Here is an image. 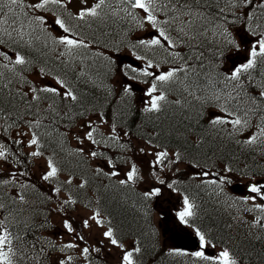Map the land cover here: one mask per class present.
Listing matches in <instances>:
<instances>
[{
  "label": "snow or ice",
  "instance_id": "6c2138e0",
  "mask_svg": "<svg viewBox=\"0 0 264 264\" xmlns=\"http://www.w3.org/2000/svg\"><path fill=\"white\" fill-rule=\"evenodd\" d=\"M70 2L71 0H36L35 3L27 5L31 10H42L45 13H50L52 17L51 23H49L46 15H35L29 20V25L37 23L44 26L45 29L55 26L62 30L63 34L58 37H51L49 32L52 42L63 46V50L59 51L55 57L57 60H61L62 57H74L76 50L90 47L84 37L75 38L76 33L73 32L68 22L98 18L108 4V0H98L90 7H82L75 15L61 12L60 10L66 9ZM87 2L88 0H82L84 5H87ZM222 2L223 7L220 6ZM121 3L125 5L122 11L131 17L136 27L145 31L151 29L148 37L130 41L135 61L143 62V66L133 63L117 64L115 55H107L100 51L93 52L92 55L106 62L107 72L116 73L118 70L126 81L134 82L139 77L151 78L143 81L149 85L145 93L149 99L141 112H161L163 104L168 102L166 93L171 90L169 86L178 83L183 86V92L201 106L203 111L199 113V116H203L205 111L208 113L205 123L209 129H214L217 135L226 133L227 137L240 145L241 148H247L253 152L259 148L260 154L264 158V108H262L264 105V0H121ZM23 7V0H0V17H3L0 19V34L12 39L13 42H16L13 32L19 36L20 40H23L26 34L21 30L24 28L23 22L20 24V29L13 27L17 23V13L14 9ZM5 8H7V12L4 11ZM23 15L27 17L29 14L24 12ZM113 15L116 13L113 12ZM233 28L241 29L243 34L238 38L237 34L232 31ZM209 32H211V36H209ZM246 36L251 39L245 40ZM242 42L248 44L245 49L247 57L244 62L234 65L227 71L221 70L215 74L206 71L205 61L208 58L205 56L204 49L208 45L212 46L213 62L222 63L225 50L236 49L239 51ZM3 43L4 40L0 39V44ZM26 43L30 44L31 41H26ZM157 48L164 49L167 53L166 62L171 66L166 70L161 69L159 62H154L153 50ZM185 48L187 53L183 51ZM136 50H141L143 54H138ZM0 57L9 61L8 64H3V68L13 72L18 82H23L20 88L14 90L9 87L13 80L9 78L7 82H4V73L0 72V121H12L7 124V127L0 123V130L7 132L9 129H15L14 138L10 140V143L16 146H24V138H27L26 146L32 149L27 153V156L44 159L45 166L40 179L50 185H55L51 189L54 195L60 194L62 189L67 190L66 198L58 201L55 211L65 214L66 218L62 220V228L72 238L67 242H61L63 241L62 235L53 240L51 237L35 234L38 228L46 229L49 222L45 218L36 224L33 216L24 217L25 212L35 211L25 192L29 185L19 184L17 189L16 178L24 173L10 170L7 172L6 178L0 176V187L13 186V191L7 194V199H5L6 194L0 193V264H29L30 261L32 264H41V261L45 259L49 264H74L76 257L67 255L68 250H77L79 256L88 261V264H92L89 260L91 253H100L101 247L88 245L84 235L77 231L72 220L67 218L68 207L78 205V200L66 186L81 190L87 187L89 181L84 177H75L72 172H68L61 180L60 177L65 168L55 159L56 149L53 148L52 154L46 156L43 144L45 142L51 144L47 137L52 136L53 132L57 133L61 141H66L68 132L71 130L69 124H65V130L61 132L56 126L57 122L65 120L75 122L78 132L74 139L80 146L68 151L67 155H87L93 159L103 157L107 167L111 170L105 171L104 167L97 166L94 169V174L111 178L118 177L120 172L115 170L116 165L113 159L106 152L100 151L98 146L101 144L106 148L118 146L125 151H131V139L124 143L121 142L123 137H129V132L122 131L121 135L115 118L106 119L105 113L99 111L96 105L85 106L83 97L86 93H83L76 84L60 75L52 76L50 69L46 70L41 67L38 73L40 78L52 76L54 84L33 85L20 71H16L17 66H20L24 71L27 70L24 66L31 62L25 56L17 52L13 60L6 52L0 51ZM64 62L61 60V63ZM81 63H84L83 59ZM9 64L12 65L11 68H9ZM89 67L86 64L81 67L75 75L76 82L90 84L95 88H106L103 82L99 85L96 84L89 72ZM257 76L260 78L259 82L254 83ZM85 77L87 79H84ZM25 84L28 85L27 90H23ZM249 86H251V91L248 90ZM133 91L132 83H122L119 98L124 99L132 95ZM245 93H247L246 96ZM107 94H113L110 88L107 89ZM42 103H46V107L43 109H41ZM174 103L180 105L181 100L176 99ZM188 103L192 107L196 106L191 101ZM245 103L249 106L244 107ZM21 107L25 109L24 115L20 114ZM41 112L48 115L42 116ZM90 112L95 116V119L89 116ZM27 116H31L32 119H28ZM255 116H258L259 122L253 124L252 118ZM19 122H22L23 127ZM25 128L27 131L24 130ZM244 132L247 134L244 135ZM238 134L243 138L237 139ZM85 142L92 146L87 153L83 147ZM146 142L152 149L147 154L154 157L149 162L153 169L151 175L159 185H166L168 189L177 191L174 187L177 181L168 182L162 179L158 175V171L162 172L165 168H169L175 174L179 169L172 168V166L183 162V154L179 150L170 152L160 144H153L152 138L147 139ZM203 143L204 137L197 136L192 142V147L199 149ZM60 149L65 151L63 143H61ZM139 152L145 153V149L140 148ZM12 155L15 153L10 151L9 145L0 142V162L8 163ZM17 161L18 163L24 162L19 156H17ZM124 163H128L129 168L125 173V178L118 181L120 185L127 186L143 179L136 163L130 162V160H125ZM189 163L194 168L201 167L199 162L192 163L190 160ZM233 172L234 169L231 166L225 165L221 170L215 172L201 169L194 176L212 177V179L203 180L202 183L215 185L219 189L217 195H220L224 186L231 183L230 174ZM239 172L246 174L243 169H240ZM251 179L255 182H251L247 186L249 195L238 199L251 205L246 209L248 212L259 213L252 217V226L264 229V181H256L254 175ZM30 186L33 189L36 187L34 184ZM161 192V187L153 186L144 191L142 195L148 199L159 196ZM47 199L51 200L52 196H48ZM183 206V211L178 212L177 215L181 222L187 223L188 218L194 215V205L187 196H184ZM93 222L100 228L105 226V221L98 210H93L88 219L82 221V227L89 229ZM21 225L22 227H20ZM195 234L199 238L200 250L191 253L192 256L207 262V264H243V260H238L228 247H223L218 253L207 254L206 250L209 247L214 248L215 245L206 238L200 228L195 229ZM102 236L109 241L111 246L121 249V264H135L134 254H139L142 251L138 246V241H133L132 247L125 249L124 244L116 237L111 226L102 232ZM98 244L102 246L103 240L98 241ZM170 254L185 255L186 253L173 250Z\"/></svg>",
  "mask_w": 264,
  "mask_h": 264
},
{
  "label": "trees",
  "instance_id": "16d2710c",
  "mask_svg": "<svg viewBox=\"0 0 264 264\" xmlns=\"http://www.w3.org/2000/svg\"><path fill=\"white\" fill-rule=\"evenodd\" d=\"M221 5L223 7V2ZM24 12H27L25 8L17 14L16 23L20 28V24L23 22L24 28L21 30L26 33L24 39L20 40L19 36L16 35L14 36L16 42H13L12 39L0 34V39L4 40V43L0 44V51L6 52L13 60L15 59V54L18 52L31 62L24 66L27 69L26 71L21 69L20 66H17L16 71H20L33 85L43 84V80L38 75L41 67H44L46 70L50 69L52 76L60 75L62 78L76 84L83 93H86L83 97L85 106L91 107L92 105H96L99 111L105 113L106 119L112 120L115 118L118 131H121V135L122 131L129 132V137H123L125 142L129 139H131V143L133 142L132 140L139 142L143 140L141 143L144 142L147 144V139L152 138L153 144H160L168 150L170 149V152L179 150L183 154V159L186 158L185 160L188 163L190 160L192 163L199 162L201 165L200 168L206 171L208 169L218 171L225 165H228L234 169L232 173L234 175L249 178L254 175L255 179L264 181V158L260 154V149L257 148L253 152L247 148H241L240 145L230 140L226 133L215 136L213 134L214 131L209 129L205 123L208 116L207 112L205 111L203 116H199V113L203 111L201 106L196 104L195 101H192L191 97L183 92L182 85L177 83L169 86L171 90L166 93L168 102L163 104V110L161 112L142 113L141 109L145 106L136 100L134 93L124 99L119 98L122 83L114 84L115 75L119 76V71L117 70L116 73L107 72V68L105 67L106 62L102 59L92 56L95 59L92 61L89 72L92 74V78L95 79L97 85L103 82L106 88H95L90 84L77 83L75 75L83 67L79 57V50H76L74 57H62L61 60H64V63H61V60L55 59L59 51H61V49H58V45L52 42L51 37L55 36L51 33L50 37L49 33H44L42 30L37 29L35 26L36 23L29 25V20L35 15L25 17L23 15ZM105 14L106 12H103L102 16L88 18L85 21L71 20L69 21V25L72 27L73 32H80L81 30L87 31L89 37H84L81 34L80 36L91 42L94 52L100 51L111 55L110 53L120 52L125 48L132 50L130 47V41H132L131 36L138 27H134L129 20L125 22L124 27L120 24V20L114 21L116 27L109 26L106 22ZM33 29L35 30L33 31ZM29 40L31 43H26ZM104 45H107V47H104ZM210 46L208 45L204 49L205 56L208 58L205 61L207 65L206 71L212 74L221 70L227 71V68L226 70L223 66L219 65V61L213 62L212 52L209 51ZM245 47L247 48L248 45ZM136 51L138 54H143L141 50ZM183 51L187 53L186 48ZM153 53L155 59L158 55L164 56L162 50L158 48L154 49ZM242 53H245V50H242ZM82 57L84 58L86 56L83 55ZM168 59L170 60V58ZM8 63V60L0 57V72L4 73V82H7L9 78L13 80V83L9 87L15 90L20 88L23 82H18L13 72L3 68V64ZM166 65L168 67L171 66L170 63ZM11 67L12 65L9 64V68ZM52 76H47L45 79L48 77L52 78ZM84 79H87V77ZM259 79L257 76L254 83H258ZM27 87L28 85L25 84L23 90H27ZM108 88L112 90V95L107 94ZM248 90L251 91V86H249ZM244 95L246 96L247 93ZM176 99L181 100L180 105L174 103ZM188 101L196 104V106H190ZM248 106L247 103L244 104V107ZM44 107H46V103L41 104V109ZM262 108H264V105H262ZM19 111L21 115L25 114L23 107ZM41 115L45 116L48 114L41 112ZM89 116L92 118L94 115L90 112ZM27 118L32 119L31 116H27ZM49 119H51L50 116ZM11 122V120L7 122L0 121V123L4 124V127H7V124ZM258 122V116L252 118L253 124ZM19 123L23 127L22 122ZM65 124H69L71 129L68 132L69 136L76 123L65 120L57 122L56 126L62 132L65 130ZM24 130L27 131L26 128ZM14 131L15 129H9L7 132L0 130V142L7 143L10 151L15 153V155L10 156L8 163L0 162V176L6 178L7 172L15 168L19 170L18 173H24V175L17 176L16 179L19 183L16 185V188H19V184L29 185L25 189V192L29 201L32 202L35 211L25 212L23 215L24 217L33 216L36 224H39L47 218L49 226L46 229L38 228L35 232L37 236H47L52 227L51 211H49L51 210V203L52 201L58 203L63 198L61 194L55 196L52 193L51 189L55 186L54 184L50 185L48 182L42 181L40 179L41 173L34 171L33 163H35L36 158L27 156V153L32 150L26 146L27 138H24V146H16L10 143V140L14 138ZM157 133L158 135H156ZM68 136L66 141H61L57 133L53 132L52 136L47 137V140L51 141V144L47 142L43 144V150L46 156L52 154L53 148L56 149L55 159L65 168L62 174L63 177L68 172H72L75 177H84L89 181L87 187L81 190H77L72 186H66L78 200V205L68 207L67 213L74 212L79 205L87 210H98L105 221L106 227L111 226L115 231L116 237L121 242L131 241L133 243V241H138V246L141 247L144 258H157L159 254L153 252L155 248L154 231L148 232V228L145 225V223H149L153 228L151 222L152 215L149 214L151 212L150 204L153 199H145L142 195V184H145V181L147 182L148 179H153V176L146 175L145 171L146 168L151 167L150 161H148L147 165H137V167H145L143 169V179L135 183H130L127 186H122L118 181L124 179L125 176L119 175L118 177L111 178L102 175L96 176L94 169L97 165H94L95 163L91 161L90 157L87 155H67L68 151L75 149L70 143ZM197 136L204 137V143L199 149L192 147V142ZM61 143H63L65 151H61ZM17 156L24 162L18 163ZM175 168L177 167L175 166ZM240 169H243L246 174H241L239 172ZM185 174V172L181 173L177 171L175 174H171L172 179L168 177L164 179L168 182L176 180L177 184L174 187L177 191L175 192L182 193L188 198H191L192 204L194 205L191 226L195 229L200 228L205 233L206 238L217 248L222 249L223 247H228L238 260H243V264H264V229L254 227L253 230L250 229L249 231L248 223L244 220L241 221L242 217L245 216L242 214L245 206L241 199H234L226 190H223L220 195H217L219 189L215 185L202 183L203 180L212 179V177H200V180H194V178L190 179L188 176H183ZM192 176L195 177L194 175ZM32 184L36 186L35 189L31 188L30 185ZM216 189L215 194L214 191ZM12 191V185L0 187V193L6 194L5 199H7V194H10ZM61 192L64 193L66 198L67 190L62 189ZM48 196H52V199L48 200ZM192 197H197L198 201L192 199ZM201 197H210L213 200L211 202L207 200L205 202H199ZM218 201L222 205H219ZM227 201L229 204H225L226 206L223 207V204ZM189 220L190 217L188 218ZM258 237L259 239H257ZM29 264H32V262L30 261ZM41 264H47V260H42ZM157 264L172 263L170 260L159 257Z\"/></svg>",
  "mask_w": 264,
  "mask_h": 264
},
{
  "label": "rangeland",
  "instance_id": "374dc122",
  "mask_svg": "<svg viewBox=\"0 0 264 264\" xmlns=\"http://www.w3.org/2000/svg\"><path fill=\"white\" fill-rule=\"evenodd\" d=\"M29 1L32 3L36 2V0H29ZM94 2H95L94 0H88L87 5H84L82 3V0H71V2L69 3V7L72 10L74 9L76 11H79L82 7L92 6V4ZM148 33H149V30L143 34L146 36ZM119 58H121L122 61H124V62L126 60V58H122L121 56H119ZM230 58H232V56H230ZM116 82L119 83V81H116ZM253 130H255V129H253ZM77 132H78V129H76L74 131L75 134H77ZM72 142L76 147L80 146V145H78L77 141L74 138H72ZM101 145H103V144H101ZM101 145H99V146H101ZM133 145L134 146L131 147V151H125L123 149H120L118 146H112L111 148L112 149L115 148L112 151H115L116 149H120L122 151V155L124 157L128 158V160H130V162H134L137 165H144V164L147 165L149 160L154 159V157L152 155L147 154V153L152 151V149H150L148 146H146L140 142L133 143ZM83 147L85 148V151H88L92 146L88 142H85ZM140 148H144L145 153L139 152ZM107 150H109V149L107 148ZM102 163L104 164V161H102ZM38 165L41 166L42 162H40ZM125 165H127V166L120 167L118 170L123 169V170L127 171L129 168V164L125 163ZM138 168L140 170V175L143 176V169L145 167H138ZM172 168H173V166H172ZM188 170L191 173H187L186 171H184L186 174L183 176H191V175H194L193 173L198 172L196 170L193 172L192 169H188ZM145 171H146V175L150 176L153 169L151 167H148V168H146ZM171 172H172V170H170L169 168H165L162 172L158 171V175L162 179H164L165 177L172 179ZM231 181H233V182L237 181V180H235V177L233 175H231ZM143 186L145 187L146 190H149L153 186L161 187L162 192H164L163 191L164 186L159 185L158 181L155 180L154 177L152 180L148 179L147 182L145 181V184H143ZM162 192L159 196L155 197L154 219H155L157 226L159 227V232L162 234L169 235L171 233H174L180 227V223H178V221H177V213L180 211H183L184 206H183V202L181 200H179V196L177 194L172 195L170 193H162ZM247 193H248L247 187H245V194L247 195ZM246 209L242 212L243 215H246V216L242 217V220H244L245 222H250L252 224V217L256 216L258 214L255 212H248ZM74 216L77 219L79 225L82 226V221L84 219H88L90 214L88 212H83L81 210H77L76 212H74ZM102 232H103V230L100 227L96 226L93 222L91 228L85 229V238L87 241H91L94 244V247L101 246L98 244V241L103 240V246L102 247H104L105 249H104V251H102V253L104 255L103 259H104L105 264H121V255H122L121 249L115 248V247L112 248L109 244V241L103 238ZM168 246H170V245H168Z\"/></svg>",
  "mask_w": 264,
  "mask_h": 264
},
{
  "label": "water",
  "instance_id": "95a60500",
  "mask_svg": "<svg viewBox=\"0 0 264 264\" xmlns=\"http://www.w3.org/2000/svg\"><path fill=\"white\" fill-rule=\"evenodd\" d=\"M171 239L178 244L180 248L189 250V251H196L198 247V239L195 236H182V235H173Z\"/></svg>",
  "mask_w": 264,
  "mask_h": 264
},
{
  "label": "bare ground",
  "instance_id": "6f19581e",
  "mask_svg": "<svg viewBox=\"0 0 264 264\" xmlns=\"http://www.w3.org/2000/svg\"><path fill=\"white\" fill-rule=\"evenodd\" d=\"M119 228V227H118Z\"/></svg>",
  "mask_w": 264,
  "mask_h": 264
}]
</instances>
